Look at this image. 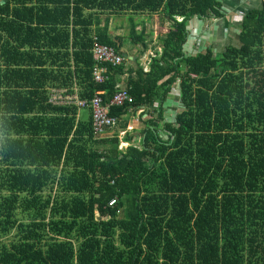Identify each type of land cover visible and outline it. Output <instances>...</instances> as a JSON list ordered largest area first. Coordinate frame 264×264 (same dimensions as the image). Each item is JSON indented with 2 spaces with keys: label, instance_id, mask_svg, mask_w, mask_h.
I'll return each instance as SVG.
<instances>
[{
  "label": "trees",
  "instance_id": "16d2710c",
  "mask_svg": "<svg viewBox=\"0 0 264 264\" xmlns=\"http://www.w3.org/2000/svg\"><path fill=\"white\" fill-rule=\"evenodd\" d=\"M222 5L0 1V264H264V5L244 13L237 45L185 50L190 21L225 18ZM123 13L158 14L168 30L122 87L132 61L100 16ZM131 26L138 50L145 33ZM96 41L125 61H96ZM53 89L76 99L53 105ZM121 92L116 124L97 134L93 99ZM172 96L183 110L164 140ZM117 126L122 139L107 133Z\"/></svg>",
  "mask_w": 264,
  "mask_h": 264
},
{
  "label": "crops",
  "instance_id": "0c3cea01",
  "mask_svg": "<svg viewBox=\"0 0 264 264\" xmlns=\"http://www.w3.org/2000/svg\"><path fill=\"white\" fill-rule=\"evenodd\" d=\"M218 1L223 4L222 5V12L224 13L225 18L224 17L223 18H216L213 16L209 19H204V18L195 17L190 21L189 29H188L189 39H188V42L185 46V50H186L188 55L189 54L195 55L196 53L200 52L201 33L206 29L215 30L217 32V37H218L217 40L218 41L215 43H210V42L204 43L205 49H206V45H212L214 47V53L218 54L224 48H226L227 45H234V43H235L234 37L238 41L237 36H235L234 33L235 32L239 33V26L241 24V19H242L244 13H246L250 10H260L263 8V5H264V0H218ZM123 14H129L131 19H133L132 22L135 25L138 24V19H141V17H147L146 14H138V15H133L131 13H123ZM115 15H118V14H115ZM120 15H122V14H120ZM101 16H105V18L103 20L100 19L101 20L100 26L104 27L105 25L108 24L109 28H110L111 17H113V15L110 16V14H103ZM101 16H100V18H101ZM151 16L153 18H156L159 15L153 14ZM226 21L230 23L229 27H226ZM164 22H166V21H164ZM160 23H161V26H160ZM162 23L163 22L161 21L160 18H159V20H156V23H150L149 22V25H150L149 29L150 30L148 31L149 34L146 36V40H145V35H144V37L142 38L143 43L141 44L139 42V44L136 45L139 49L137 50V48L134 47L133 52H132L130 57L126 54L128 56V58L132 61L129 64L131 71L129 73H126L122 77V80H121L122 87H123V85L126 84V80L129 78V76L137 75V73L141 67L144 68V71H147L149 69L151 58L154 57V53H156L157 51H161V48L159 46V36L165 34L168 30V24L166 25L165 28H163ZM108 25H107V27H108ZM151 26H153V27H151ZM162 28H163V31L161 32ZM142 32H144V25L142 28ZM109 34L114 36V37L116 36L111 31V29L109 31ZM229 38H231V39H229ZM144 44L146 45V48L143 47ZM140 48L144 51L143 54H142ZM139 55H140L139 62H135L138 59ZM171 98H174V97L172 96ZM174 99H175V101L171 100V99L169 101V106L171 108H175L176 104H178V103L180 105V98H174ZM157 106L158 105H156V107H154V108H157ZM165 109H166V110H164L165 111V119L163 120V123L160 124V128H159L160 137H162V139H164V140L167 139V129L164 127L163 124L167 121L166 118L168 117V113L170 112V110H167V103H166ZM150 111H152V110H150V108H146V109H145V107L140 108L139 112L134 117V122L131 121L130 116H129L128 130L132 131L139 124V121H138V120H140V119H138L139 114L144 112L145 114L143 115V117H146L147 113H149ZM83 118H85V117H83ZM171 120H173V119H170V121ZM122 131H124L126 134L127 130H122ZM133 133L137 137H138V134H140L138 130L133 132ZM128 145H129V143L127 144V146Z\"/></svg>",
  "mask_w": 264,
  "mask_h": 264
},
{
  "label": "built area",
  "instance_id": "2783aa9c",
  "mask_svg": "<svg viewBox=\"0 0 264 264\" xmlns=\"http://www.w3.org/2000/svg\"><path fill=\"white\" fill-rule=\"evenodd\" d=\"M1 1V0H0ZM93 55L96 61L109 65H120L125 59L121 53L115 52L113 48L106 47L96 41L93 50ZM105 68H98L95 72L97 81L104 80ZM76 99V96L69 95L66 90L53 89L50 91L49 102L53 105H65L72 103ZM128 100V95L125 92L115 95L110 103L104 104L100 96H96L92 101V107L94 111L93 127L97 134L102 133L105 128H109L116 124L117 119L114 116H109L110 106H121ZM80 106H84V102L77 101ZM106 128V129H107Z\"/></svg>",
  "mask_w": 264,
  "mask_h": 264
},
{
  "label": "rangeland",
  "instance_id": "374dc122",
  "mask_svg": "<svg viewBox=\"0 0 264 264\" xmlns=\"http://www.w3.org/2000/svg\"><path fill=\"white\" fill-rule=\"evenodd\" d=\"M111 15H113V17H111V23H110L111 26H110V28H109V25L107 24L108 25V29H109V31L111 29V31L116 36H120V37H122L124 39L123 40V44H124V42L126 44L122 48V51H123L124 54H127L130 57L131 54H132V52H133L134 46H135V45L132 44L133 42L131 40L132 39V35H131V33H132L131 22L133 21V19H131V17L129 16V14H122V15H120V14H118V15L111 14ZM151 17H152L151 15H148L147 14V17H141V19H138V24H137L136 32H137L138 35H141L143 33L142 32V28H143V25H144L145 40H146V36L149 34L148 31L150 30L149 29V26H150L149 25V22L150 23H156V20H159V18L161 19L160 16H157L156 18H153V17L151 18ZM104 18H105V16H101V20H103ZM167 24H168L167 22L162 23V27L165 28ZM160 26H161V23H160ZM151 27H153V26H151ZM163 28L161 29V32L163 31ZM234 35L235 36H238V33L235 32ZM229 39H231V38H229ZM234 40H235L234 41L235 42L234 45H237L238 42H237V40H236L235 37H234ZM174 95H177L178 96V92H175ZM174 98H177V97H174ZM174 98H170V99L175 101ZM170 99L167 100V102H166L167 103V110H170V112L168 113V117L166 118L167 121H169L170 119H174L175 116L177 115V113L179 112V109L181 111V107H182V105L181 104L179 105V103H178V104H176L175 108H171L169 106ZM165 107H166V104H165ZM89 113H90V111H89L88 108H83L82 109L81 114H82L83 117L87 116ZM138 121H140V120H138ZM141 127L143 128V124L141 125ZM115 132H118L119 133V136H120L121 139L124 136H126L125 135V132L122 131V130H119V127L118 126L115 127V128H111V129H109L107 131L108 134H113ZM140 138H141V136H140V134H138V137H137L136 141H139ZM127 144H128L127 142L122 141L121 144H120V146L125 148L127 146ZM4 241L7 244H9L10 241H11V239H5Z\"/></svg>",
  "mask_w": 264,
  "mask_h": 264
},
{
  "label": "water",
  "instance_id": "95a60500",
  "mask_svg": "<svg viewBox=\"0 0 264 264\" xmlns=\"http://www.w3.org/2000/svg\"><path fill=\"white\" fill-rule=\"evenodd\" d=\"M218 37H217V32L215 30H211V29H206L204 30L202 33H201V37H200V42H201V45H200V52H202L204 49H205V45L204 43H207V42H210V43H215L217 42L218 40ZM199 52V53H200ZM187 56H190L187 55ZM177 89L180 90V79H179V83L177 84ZM182 99H180V104L182 105ZM183 106V105H182ZM183 110V107H181V111ZM180 109H179V112H181ZM178 112V113H179ZM177 113V114H178ZM171 135V132L167 131V139L169 138V136Z\"/></svg>",
  "mask_w": 264,
  "mask_h": 264
}]
</instances>
